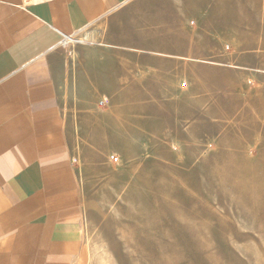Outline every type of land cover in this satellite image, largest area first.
<instances>
[{"label":"rangeland","instance_id":"obj_1","mask_svg":"<svg viewBox=\"0 0 264 264\" xmlns=\"http://www.w3.org/2000/svg\"><path fill=\"white\" fill-rule=\"evenodd\" d=\"M53 69L85 264H264V0H134Z\"/></svg>","mask_w":264,"mask_h":264},{"label":"crops","instance_id":"obj_2","mask_svg":"<svg viewBox=\"0 0 264 264\" xmlns=\"http://www.w3.org/2000/svg\"><path fill=\"white\" fill-rule=\"evenodd\" d=\"M134 0H0V264H85L53 52Z\"/></svg>","mask_w":264,"mask_h":264},{"label":"built area","instance_id":"obj_3","mask_svg":"<svg viewBox=\"0 0 264 264\" xmlns=\"http://www.w3.org/2000/svg\"><path fill=\"white\" fill-rule=\"evenodd\" d=\"M112 160H113L114 162H118V158H116V157H112Z\"/></svg>","mask_w":264,"mask_h":264},{"label":"bare ground","instance_id":"obj_4","mask_svg":"<svg viewBox=\"0 0 264 264\" xmlns=\"http://www.w3.org/2000/svg\"><path fill=\"white\" fill-rule=\"evenodd\" d=\"M71 38H69V39H67V41H69ZM104 102H106L105 100H104Z\"/></svg>","mask_w":264,"mask_h":264}]
</instances>
